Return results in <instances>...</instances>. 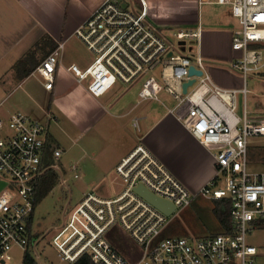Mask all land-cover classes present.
<instances>
[{
  "label": "built area",
  "instance_id": "2783aa9c",
  "mask_svg": "<svg viewBox=\"0 0 264 264\" xmlns=\"http://www.w3.org/2000/svg\"><path fill=\"white\" fill-rule=\"evenodd\" d=\"M192 4L231 7L239 24L232 39L239 57L232 62L243 77L240 89L223 88L213 81L201 52L202 25L190 21ZM73 36L93 55L85 68L66 67L77 85L85 86L94 98L118 83H138L140 101L159 100L162 92L167 93L176 102L173 112L178 119L214 152L216 171L199 192L192 193L139 143L115 168L122 190L114 196L88 192L52 232L51 245L60 260L64 264H264V244L250 242L264 232V156L261 152L262 169L253 170L249 153L252 141L264 138V118L252 117L247 109L248 74L264 72V0H102ZM175 40L196 43V54L177 51ZM64 48L65 42H59L32 73L49 92L54 90ZM192 67L202 75L191 76ZM193 79L185 94L183 85ZM239 95L244 97L242 115L237 113ZM3 108L0 104V180L7 188L0 194V264L13 260L15 248L32 256L31 248L46 237L47 233L42 236L43 232L33 230L37 185L49 170H60L63 153L53 150L54 163L47 165L46 126L20 110L4 115ZM140 187L172 204L173 213L166 215L141 196L136 191ZM198 196L229 203L232 231L222 229L197 239L163 236L171 217ZM119 229L136 249L123 250L112 241Z\"/></svg>",
  "mask_w": 264,
  "mask_h": 264
},
{
  "label": "rangeland",
  "instance_id": "374dc122",
  "mask_svg": "<svg viewBox=\"0 0 264 264\" xmlns=\"http://www.w3.org/2000/svg\"><path fill=\"white\" fill-rule=\"evenodd\" d=\"M91 2L92 0H77L79 8H76L75 12L78 16L85 5ZM231 11L229 6H210L204 7L201 13L204 30L212 25L217 26L219 31L225 32V34H217L214 37L203 34L201 44V52L207 65L218 64L226 70L222 74H218L223 79L228 77L227 72L241 77L239 71L234 69L232 62L234 58L239 57V53L232 51L230 38L227 34V31L237 29L239 26L237 22L233 21ZM75 28L76 26H70L69 30L67 27L65 32L68 35L63 39L61 38V41H65L63 53L65 52L68 61L81 66L92 59V54L72 35ZM175 45L177 51L182 54L188 52L196 54L197 52L196 43L190 44L189 42L175 40ZM261 47L252 46V48ZM208 53L218 57L217 60H222L223 57L231 58L228 61L208 60L206 58ZM155 74L159 77L158 71ZM65 80H61L57 92L63 89ZM263 81L264 78L259 71L249 72L247 78V88L249 90L248 109L250 115L256 118H264ZM11 90H14V88H11ZM43 90L40 78L37 75L31 76L22 89L15 91L3 103V107L11 108L10 112L17 110L24 112L33 119L38 120L47 129L51 124V133L57 141L53 144V147L57 145L63 152L58 164L65 167L67 171H64V169L57 170L62 174L61 181L36 208L33 230L43 232L42 236L47 234L36 247L31 248V253L38 264H64L51 245L52 232L63 224L65 214L71 212L88 192H100L99 189L104 186L106 192L103 195L114 196L122 190L123 182L115 172V166L118 161L117 156L120 153L122 155L125 153V147L129 140L126 142L117 140L127 136L130 138L132 134H137L138 130L133 128L131 123L126 128L107 126L108 122L94 125L91 117L93 110H90L88 101L80 87L76 86L70 91L69 95H62L52 104L49 103L50 93ZM175 106V100L167 93L162 92L159 95V100L141 101L140 116L150 115L152 117L156 113H163ZM243 107L244 97L239 95L237 110L239 115L243 114ZM49 109H52L51 112H49ZM144 134L145 131L140 132V138ZM261 147H264V138H256L252 141L249 153L253 170H259L263 167L261 165V152L264 156V150ZM74 164H78V170H72ZM76 174L79 175L78 178H75ZM214 208V201L198 196L189 207L171 217L163 236L197 239L222 232ZM119 232L112 241L116 245L120 244L123 250L136 249L128 235L121 229H119ZM250 242L256 246H262L264 244V232L252 236ZM13 256L14 259L6 264H22L24 254L21 249L15 248Z\"/></svg>",
  "mask_w": 264,
  "mask_h": 264
},
{
  "label": "crops",
  "instance_id": "0c3cea01",
  "mask_svg": "<svg viewBox=\"0 0 264 264\" xmlns=\"http://www.w3.org/2000/svg\"><path fill=\"white\" fill-rule=\"evenodd\" d=\"M101 3L102 0H92L90 4L85 5V8L82 9L81 14L78 16L75 12L76 8H79L77 0H0V104L3 105L15 91L23 88L24 84L31 76H34L31 74L21 81L20 84L16 83L15 64L43 38H51L56 43L65 42L61 41V38L63 39L68 35L65 29L68 27L70 30V26H76L74 29L75 31L91 16ZM210 6L223 5L212 4L199 8L195 4H192L188 7L192 18L190 21L194 23L200 22L203 34L209 37H214L217 34H225L224 31H219L217 26L212 25H209V27L204 30L201 13L204 7ZM233 21L235 20L233 19ZM238 29L239 26L237 29L227 31L230 38V47H232L234 32ZM232 51L234 50L232 49ZM39 57L40 55L38 54V58ZM206 58H208V60L228 61L231 57H223L222 60H217L216 58L218 57L208 53ZM92 60L93 55L90 61L80 66L75 62H69L64 52L62 62L58 67L56 83L52 92L44 88L43 82L39 77L45 92H49L51 95L49 97V103L52 104L57 101L62 95H69L71 93L70 91L76 86L80 87L88 101L90 110H93L91 117L94 125L100 124L101 122H108L106 124L107 126L111 125L126 128L127 125L131 123L133 128L138 130L137 134L129 133L132 134V137L130 136L131 139L127 136L117 140L125 142L129 140V142L125 147V153H123V155L120 153L119 156H117L118 161L116 162V166L122 158L127 156L139 143H144L192 193L199 192V190L215 175L216 163L214 152L202 146L183 125L175 112H173L175 107L160 114L156 113V115L152 117H150V115L140 116L141 101L139 98L140 86L138 83L130 86L118 83L104 96L100 98L92 97L85 86L75 83L74 77L66 69V67L71 64L85 68ZM207 67L217 85L227 89H240L243 86V77L234 76L227 72L228 77L223 79L220 78L218 74H222L226 70L220 65L211 64V66L207 65ZM263 73L264 72L260 73V75ZM62 79H67L64 83L65 86L62 90L57 92L58 85H60ZM11 88H14V90H11ZM49 103L48 105H50ZM51 110L52 109H49V112H51ZM10 111L11 108L2 109L4 115H8L11 113ZM52 120L54 121V119ZM50 125L51 124H49L48 129L46 127L48 146L51 147L52 150L60 149L57 145L53 147V144L57 141L51 133ZM143 131H145V134L140 138V132ZM75 140H77V138H75ZM95 146L97 147V144ZM77 165L74 164L72 170L73 167H76L78 170ZM59 168L60 170L64 169V171H67L61 164ZM6 188L7 183L0 180V194L4 192ZM99 191L103 195L104 192H106L105 187L102 186ZM104 196L108 195L105 194Z\"/></svg>",
  "mask_w": 264,
  "mask_h": 264
},
{
  "label": "trees",
  "instance_id": "16d2710c",
  "mask_svg": "<svg viewBox=\"0 0 264 264\" xmlns=\"http://www.w3.org/2000/svg\"><path fill=\"white\" fill-rule=\"evenodd\" d=\"M58 46L51 38H43L36 46L30 50L24 57H22L14 66L16 72V83L23 81L26 77L31 75L35 68ZM38 54L40 57L38 58ZM264 77V73L262 74ZM45 160L47 165L54 163L53 150L48 146L45 151ZM62 174L57 170H49L48 173L39 179L36 190L35 207L41 203L61 181ZM214 213L218 218L221 228L227 232L232 231L231 207L225 200L215 201ZM22 264H38L36 260L26 252L24 254Z\"/></svg>",
  "mask_w": 264,
  "mask_h": 264
},
{
  "label": "water",
  "instance_id": "95a60500",
  "mask_svg": "<svg viewBox=\"0 0 264 264\" xmlns=\"http://www.w3.org/2000/svg\"><path fill=\"white\" fill-rule=\"evenodd\" d=\"M190 73H191V76H193V75H202L201 71H197L193 67L190 69ZM194 82H195V80L193 79V80H190V81L186 82L183 85V92L185 94L188 91V87L192 86L194 84ZM136 191L141 196H143L145 199L150 201L153 205H155L157 208H159L161 211H163L166 215H171L173 213V211L175 210V207L172 204H170V203H168V202H166V201L154 196L153 194H151L149 191H147L143 187L137 188Z\"/></svg>",
  "mask_w": 264,
  "mask_h": 264
}]
</instances>
